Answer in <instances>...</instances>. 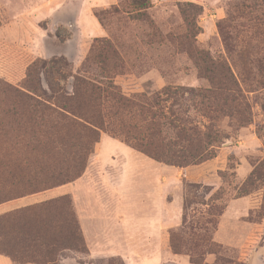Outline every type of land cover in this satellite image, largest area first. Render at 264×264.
Returning a JSON list of instances; mask_svg holds the SVG:
<instances>
[{"label":"rangeland","instance_id":"obj_1","mask_svg":"<svg viewBox=\"0 0 264 264\" xmlns=\"http://www.w3.org/2000/svg\"><path fill=\"white\" fill-rule=\"evenodd\" d=\"M83 3L0 0V191L11 176L42 166L34 150L42 140L44 156L46 146L58 148L50 155L64 172L68 166H85L80 177L54 187L53 194L72 200L82 242L67 227L63 237L77 240L86 251L63 248L52 264H264V25L257 1L151 0L145 18L126 11L130 0L109 7L97 3L89 15L105 27L103 35L84 33L82 22L70 16ZM181 9L196 23L194 36ZM169 32L172 37L163 41L162 34ZM104 45H109L107 53ZM91 53L104 60L130 101L152 103L156 115L177 102L182 119L174 121L203 139L208 157L176 165L131 146L125 140L127 126L144 122L138 106L119 112L105 100L101 129L77 133L55 116L42 120L18 113L2 87L22 86L34 61L56 59L57 66L48 67L49 79L73 94L74 76L82 75ZM203 53L215 67L201 61ZM201 63L212 67L217 82L227 81L229 72L234 75L236 101L231 91L209 89ZM41 71L42 88L50 94L46 69ZM168 86L203 88L206 96L186 92L170 100L163 92ZM163 123L164 136L176 140L177 128L164 117ZM97 136L91 152L85 145ZM106 137L127 144L136 156L106 147ZM118 184L119 191L113 189ZM95 227L107 228L108 235ZM8 238L15 253L38 248L32 237ZM23 258L15 263L33 264Z\"/></svg>","mask_w":264,"mask_h":264},{"label":"trees","instance_id":"obj_2","mask_svg":"<svg viewBox=\"0 0 264 264\" xmlns=\"http://www.w3.org/2000/svg\"><path fill=\"white\" fill-rule=\"evenodd\" d=\"M254 1H257V6L261 9L258 20L260 24L264 25V0ZM130 4L131 7L126 8V11L136 13L142 18L147 17L145 10L152 5L151 0H130ZM192 6L194 7V5ZM242 6L244 7L245 4ZM181 12L188 28L196 25L190 20L185 10L181 9ZM98 17L101 20L100 13ZM189 32L191 36H194L193 28ZM162 36L163 41L167 39L166 37H172L170 32L167 36L163 34ZM188 36L190 35L187 34L186 38ZM102 49L106 50L107 53L109 45H104ZM92 53L87 56L83 64L82 75L74 76L73 94L62 92L49 79L48 67H56V59L51 61L38 59L34 61L28 68L26 80L22 86L1 83L2 87L13 97L16 107H18V113L27 114L32 119L40 118L42 120L55 116L66 130L77 133L89 131L96 134L95 127L98 130L101 129L103 122L98 120L103 117L105 100L111 102L112 106L115 109L118 108L119 112H121V109L130 110L132 105L138 106L143 114L144 122L141 124L133 123L127 126L126 131L124 130L125 140L131 146L155 159L166 160L176 165L191 164L208 157L209 147L203 144V139L194 137V134L184 125L176 124V120L182 119L181 113L175 108L177 102L175 103L172 100L167 112L163 110L159 115H156L152 103L141 104L133 100L130 101L122 93L121 87L112 79L107 67L104 65V60H97L98 54L95 57ZM107 60L106 56V63ZM201 61H206L212 67L216 65L214 59L209 58V60H206V54L204 53L201 56ZM94 63L98 66L97 69L93 68L92 64ZM212 67H203L202 63L199 67L201 74L212 84L209 89L218 88L231 91L230 98L232 101H236L238 97L235 93L238 92V85L234 80V75L229 72V75L225 77L227 81L218 80L217 82L212 75ZM42 68L46 69V81L52 91L50 94L48 90L42 88ZM59 69L62 70L63 66ZM61 77L67 78L69 76L66 77L65 74H61ZM179 88L174 89L168 86L163 89V92L168 95L170 100L175 98L178 93L185 94L186 92L190 93L192 97L206 96V91L203 88L185 86ZM246 107L248 110V105ZM163 117L177 128L176 140H169L166 135L164 136ZM97 138L98 136L89 141L88 145H85L87 149H91V152L92 144L98 141ZM62 139L60 140L61 144ZM37 144L38 146L34 150L38 155H41L36 158V162L43 163L42 166L35 172H21L15 174L14 177L11 176L10 182L6 183L3 190L0 191V204L52 189L75 180L83 174L85 166L82 164L79 167L68 166V169L64 172L63 168L58 165L57 159L50 155L53 150L57 153L58 148L53 146L51 150L49 146H46L45 149L48 151L45 154L47 156H44L42 153L43 141L39 140ZM83 148L84 146L81 145L80 150ZM159 148L165 151L161 153L158 150ZM166 151L167 154L164 153ZM60 207L62 211H59ZM65 227L73 236L77 234V240L79 239L82 242V235L79 234L80 226L73 209V203L67 196L54 197L5 212L0 215V252L10 256L14 262H18L20 256H23L24 263L52 264L57 261L59 252L63 248H81L82 251H86V246L81 247L76 243L77 240L64 239ZM11 235L23 236L25 240L32 237L33 242H35L34 245L38 248H34L33 252L29 250L15 253L12 246H10L9 238L7 239Z\"/></svg>","mask_w":264,"mask_h":264},{"label":"crops","instance_id":"obj_3","mask_svg":"<svg viewBox=\"0 0 264 264\" xmlns=\"http://www.w3.org/2000/svg\"><path fill=\"white\" fill-rule=\"evenodd\" d=\"M41 1V0H40ZM119 2V0H86V3L83 5H81V7H74V9H71V14L70 16L74 18L75 23H81V27L84 33L87 34H92V35H103L106 32L105 27L99 22L96 21L94 19V16H92V14L89 15L90 10L92 9L91 7L94 6V4L96 5L97 3L105 6V7H109L111 5L117 4ZM88 6V9L86 8ZM86 8V11H85ZM83 13L85 14V17H83ZM112 146V147H116L118 149H122L125 151V153H130L131 156H136L135 151H128L126 150V146L127 144L118 141L115 138L112 137H106V147L107 146ZM116 148H114L115 150H117ZM131 148V147H130ZM116 155H118L120 152L117 151H113ZM111 158H113V156H110ZM121 184L118 185H114L113 189L119 191L122 187ZM53 188L52 189H48L46 191H42V192H38V193H34L31 195H27V196H23L14 200H10L4 203L0 204V215L11 211L13 209L16 208H20L23 206H27V205H31L37 202H41L47 199H51L56 197L57 195L53 194ZM89 212V211H88ZM117 222L120 223V219L117 218ZM107 229V228H106ZM105 228L104 229H97L95 227L94 231H102V232H106V236L107 234V230ZM86 233V231H85ZM97 235V234H95ZM99 235V234H98ZM87 236V234H86ZM180 260V259H179ZM0 264H17L15 263L12 258L6 254H3L0 252ZM183 264H192L189 261L186 260L185 263Z\"/></svg>","mask_w":264,"mask_h":264}]
</instances>
